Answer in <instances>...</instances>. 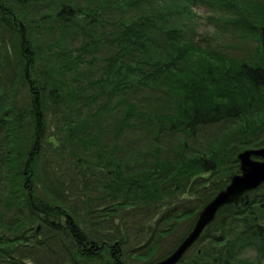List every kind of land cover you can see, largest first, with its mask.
Here are the masks:
<instances>
[{
    "label": "trees",
    "instance_id": "obj_1",
    "mask_svg": "<svg viewBox=\"0 0 264 264\" xmlns=\"http://www.w3.org/2000/svg\"><path fill=\"white\" fill-rule=\"evenodd\" d=\"M200 2L216 4L213 0H0V20L5 21L10 34V44L6 40V47L0 46V105L4 107L0 131L1 138L14 146L0 148L1 174L25 188L20 206L26 210L21 216L11 217L0 211V229L6 227L4 230L14 234L0 233V264H28L18 243L25 251L48 245V238L20 239L17 234L34 221L40 220L48 228L50 239L59 237L54 242L65 250L66 263L129 264L128 257L140 254L147 244L154 243L149 249L157 252L165 249V243L156 241L158 233L170 232L165 231L167 225L158 229L163 222L177 223L186 218V229L173 249L150 263L162 259L191 230L200 210L240 173V151L264 146V131H259L264 129V13L262 17L256 13L254 21L251 10L245 12L237 5L245 16L236 27L244 31V36L257 38L256 57L230 62L221 71L204 65L201 74L186 75L183 61L190 51L188 44L195 43L186 35L191 27L166 25L167 17L174 12L192 17L194 5ZM141 5L148 8L140 9ZM1 70L13 72V81L28 84L27 112L20 108L16 85L12 82L8 88L7 82H1ZM141 88H151L150 94L159 100L161 113L156 117H149L130 101L131 94ZM46 94L56 105L71 106L80 99L96 121L111 116L115 122L114 131H108L112 132L108 136L112 147L104 150L98 146L99 132L81 131L89 123H76L81 116L71 110L63 122L69 130L61 131V135L67 142L63 151L72 152L59 158L68 168L70 162L74 163L75 169H71L77 175L71 177L72 183L91 171V180L83 183L87 190H95L97 201H117L120 207L129 208L122 210L136 221L145 220L142 210L155 216L153 235L144 237L133 249L125 247L131 231L126 225L86 229L87 215L61 199L49 204L34 193L36 180L44 182L47 194L51 191L47 183L56 180L63 191L73 187L64 184L65 176L61 179L62 167L56 174L36 162L45 131ZM121 107L122 111L118 109ZM26 116L32 118L34 136L27 146L19 142V132H15L20 131ZM230 119L244 123L238 131H198L201 126ZM134 120L147 125L142 128ZM177 132L184 140L170 146L171 155L164 158L167 148L162 138L165 133ZM201 135L206 140H201ZM123 143L130 149L121 157ZM89 146L95 150L93 155L88 154ZM73 191L79 193V189ZM114 210L118 212L119 208L106 204L99 211H109L104 223ZM178 264H264V182L246 192L238 203L225 205Z\"/></svg>",
    "mask_w": 264,
    "mask_h": 264
},
{
    "label": "rangeland",
    "instance_id": "obj_2",
    "mask_svg": "<svg viewBox=\"0 0 264 264\" xmlns=\"http://www.w3.org/2000/svg\"><path fill=\"white\" fill-rule=\"evenodd\" d=\"M213 1H216V4L213 2H211L213 5H209L206 2L196 3V5H194L195 15L192 17H186L185 15L182 16V13L179 14L177 12H174L172 15H168L167 17L168 24L165 23L166 25L180 26L184 29L187 26L191 27V30H186L188 31L186 35L190 40H193L195 43L188 44V49H190V51L183 61L182 69L186 70V75H192L193 73H195L196 75L201 74L204 65L208 64L217 68V71H221L223 69L221 67L228 66L230 62L239 63L246 60L248 61L256 57L258 53L259 42L257 38L255 36H244V31H240L238 27H236V25L238 20L245 16L243 8L245 12L248 9L251 10L254 21H257L256 13H261L260 16L262 17L264 13V0ZM191 5L192 4H190V6ZM237 5L242 6L243 8L239 9ZM157 6L158 4L156 5V8ZM147 8L148 7L146 5L140 6V9ZM162 11H167V9L162 8ZM263 18L264 17H262L261 19L262 23H264ZM4 22V20H0V46L2 47H6V42H4L6 40H9L10 44V34L6 31V26ZM175 22H178L179 24ZM9 44L8 47L10 46ZM195 49L198 50L196 51ZM1 71V73H3V78L1 79V82H7L5 86L8 88H11L13 83L16 85V88L18 90L17 96L19 97L20 108L27 112L26 110H28L30 106L28 84H25L23 81L19 83L13 81V72L9 70H7V72H3V70ZM151 92V88H141L139 91L132 93L131 98L129 99L130 101L136 103L137 106H139L141 109L146 111L149 117H156L155 115H157V112L161 113L159 111V100L155 99V97L150 94ZM82 103V100L77 99L74 103H71V106H68V104L56 105L55 103H53L50 97L47 96V94L44 96V104L46 107V112L44 114L45 131L43 132L39 140L40 150L37 153L38 161L36 162L42 163L45 170L52 171L56 174L59 173V167H62L61 171L63 170V174H61V179L65 176L66 178H64V184L66 186L72 184L73 187L70 191H63L62 188H60V182L58 183V180H56L54 182H51V184L47 183L46 187L51 190L50 193L47 194L44 190V182L40 184L36 180L33 187L34 193L38 195L40 199L49 204H51L54 199H61L63 203H66L68 206H71L72 209L77 210L84 215H87L88 223H86V229H91L93 226L95 228H100L101 225H103V227H105V225L113 226L112 229H115L117 227L122 228L126 225L129 229H131V231L129 232V243L128 245L126 243L125 247L128 246L127 248L133 249L136 244L139 245L141 243L140 241L144 237H151L150 235H153L152 230L154 227L156 229L154 219L155 216L152 218L151 214L147 215L148 211L142 210V212L146 215L145 220L136 221V217L132 215L128 216L129 212L125 213V211L122 210L129 208L120 207L117 204V201L106 200L105 203L101 200L97 201L95 197L98 195H94L95 190H87L83 183L84 180H86L87 178H90L91 180V171L88 170L86 174H84V177L80 176L77 182L72 183L73 178L71 177L73 176V174L74 177H76L77 175V171L71 169H75L74 163L70 162L69 166L71 168H68V164L62 163L61 159L59 158L60 154L70 155V153L72 152L70 151L71 149L66 150V152L63 151V146L66 145L67 142L62 141L64 137L61 135V131L69 130V127L64 125L63 122L66 118H69L71 110L78 112V118L79 116H81L76 123L79 122L84 124L87 121L89 123L85 130L81 131H96V133L99 132L101 137L99 139L98 146L104 150H109L112 147L110 145V141H112V138L110 140L108 138V136H110L112 132L109 133L108 131H114L112 125L113 123L115 124V122L112 120L111 116L101 117V119L96 121L92 117L93 112L90 111L87 106H83ZM3 108L4 107L0 105V112L3 110ZM95 108L97 107H94V109ZM118 109L120 111L123 110L122 107ZM31 119L32 118L26 116L22 121L20 131H15L16 133L19 132V135L17 134L19 142L23 141L26 146L28 145V143L31 144V142L34 141L33 130L31 126V124L33 123L31 122ZM134 121L136 123H139L138 126L141 125L142 128H145V122L139 120ZM243 123L244 122H241V120L237 121L236 119H230L221 122V124L219 125L212 124L206 127L201 126L198 131H202V134L207 133L208 131L209 134L212 133V131H230V129L238 131L237 128L243 125ZM259 131H264V129H260ZM11 132L14 131H9V133ZM2 134L3 131H0V148L2 146L14 147L13 145L6 143L7 141H9L8 139L1 138ZM183 140L184 136L179 132H177L176 135L165 133L164 138H162L163 146L167 148L164 158L169 157L171 155L168 149L170 146L178 144ZM201 140H206L204 135H201ZM188 141L192 145L196 144L191 139H189ZM260 147L264 146H252L244 149ZM129 149V144L123 143L122 150H120V156L122 157L125 153L127 154ZM87 150L89 155H93V152L95 151L91 146H89ZM3 170L4 167L2 165L1 152L0 211L4 210L2 215L7 214L8 217H11L12 215L21 216L22 214L26 213V210L22 208V206H20V204H22L25 200V188L21 184H15L11 179H6L4 174H1V171ZM36 176H34L33 179H36ZM80 185L83 186L80 187ZM74 189H79V193H75L73 191ZM85 203H87L89 206L87 207ZM106 204L113 206L114 209L119 208V211H112V214H110L112 216H109L106 219V223H104L103 217L109 211H104L102 213L99 211L106 207ZM53 207L56 208L58 206L55 205ZM87 209L88 214H86ZM187 221L188 220L186 218H181L177 221V223L170 224L163 222L161 224L162 226L158 229L162 230V227L164 225H167L165 231L170 230V232L165 234L158 233V235H156L158 236L156 241H161V245L165 243V249H160L158 252L155 249H151L152 252H150L151 250L149 248H151L154 243L147 244V249L144 250L143 248H141L142 250L141 252H139L140 254L133 253L128 257L129 264H148L150 263V261L158 259L160 255L172 250L178 239L182 236L183 232L185 231ZM136 222L137 225H135ZM32 225H34L35 227ZM4 228L6 227L0 229V233L5 232L6 235L14 237V234L7 232L6 230H4ZM138 229H140L141 231ZM40 230H42V234L44 232L43 235L39 234L41 233ZM17 234H20V239L22 236H24V238L28 240H33L36 238H48L49 241L48 245H39V247L36 248V251H31L33 250L32 248H29L27 251H25V249L22 247V244L18 243V250L20 251V253L28 257L26 258V263L29 264V262H31V264H63L66 252L62 246H59L60 243L54 242V240L59 239V237L55 236V238L50 239L51 232L48 230V228L45 227V225L40 220L34 221L29 226L21 227ZM66 241L68 242V240ZM145 241H147V239ZM145 241L142 242H144L145 244ZM43 249H45V251ZM21 250H23L24 253ZM65 263L66 262H64V264Z\"/></svg>",
    "mask_w": 264,
    "mask_h": 264
},
{
    "label": "water",
    "instance_id": "obj_3",
    "mask_svg": "<svg viewBox=\"0 0 264 264\" xmlns=\"http://www.w3.org/2000/svg\"><path fill=\"white\" fill-rule=\"evenodd\" d=\"M240 173L220 190L199 212L198 217L179 245L166 257L151 264H178L184 254L199 239L217 213L227 204L238 203L242 196L264 182V147L248 148L238 155Z\"/></svg>",
    "mask_w": 264,
    "mask_h": 264
},
{
    "label": "clouds",
    "instance_id": "obj_4",
    "mask_svg": "<svg viewBox=\"0 0 264 264\" xmlns=\"http://www.w3.org/2000/svg\"><path fill=\"white\" fill-rule=\"evenodd\" d=\"M29 264H31V262H29Z\"/></svg>",
    "mask_w": 264,
    "mask_h": 264
}]
</instances>
